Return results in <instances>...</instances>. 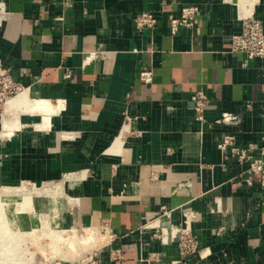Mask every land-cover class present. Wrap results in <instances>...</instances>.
Listing matches in <instances>:
<instances>
[{"label": "crops", "instance_id": "obj_1", "mask_svg": "<svg viewBox=\"0 0 264 264\" xmlns=\"http://www.w3.org/2000/svg\"><path fill=\"white\" fill-rule=\"evenodd\" d=\"M189 5L193 24L172 34L170 16ZM144 10L159 21L139 32ZM0 11V64L45 101L38 112L2 106L0 185L80 171L68 214L111 233L96 264H177L175 245L140 229L162 207L176 221L181 208L197 213L194 263L264 264L259 174L217 147L229 134L264 162V57L230 46L244 16L264 26V0H0ZM196 93L208 101L203 120Z\"/></svg>", "mask_w": 264, "mask_h": 264}, {"label": "built area", "instance_id": "obj_2", "mask_svg": "<svg viewBox=\"0 0 264 264\" xmlns=\"http://www.w3.org/2000/svg\"><path fill=\"white\" fill-rule=\"evenodd\" d=\"M199 12L196 5L181 8L180 17L170 16V30L172 34L177 33L182 26H191L195 16ZM159 17L150 10L139 12L134 17L135 28L141 32L145 29L154 30L158 24ZM232 52L244 54L247 58L264 57V26L260 19L253 14L244 16L241 21V31L234 34L230 39ZM68 77L69 74L67 73ZM153 72L150 67H144L139 72V80L145 84L151 83ZM16 82L8 67L0 64V108L10 98L15 97L21 88ZM194 110L196 118L203 120L204 110L208 101L203 94L194 95ZM236 115L223 113L221 122H233ZM223 156L229 154L235 157L240 164L246 165L245 172L248 174H259L258 182L264 187V162L254 156L256 145L248 144L239 147L234 144L232 135H224L217 145ZM173 208L162 207L156 216L146 220L140 227L141 230H150L152 237L163 245H175L178 258L177 264H196L192 260L199 251V242L193 230V224L198 220L197 213L189 208H181V219L176 221ZM109 237L111 233L109 232Z\"/></svg>", "mask_w": 264, "mask_h": 264}, {"label": "rangeland", "instance_id": "obj_3", "mask_svg": "<svg viewBox=\"0 0 264 264\" xmlns=\"http://www.w3.org/2000/svg\"><path fill=\"white\" fill-rule=\"evenodd\" d=\"M0 111H2V108ZM46 164L47 162H45V166ZM80 174V171H60L48 180L36 181L32 179L26 180L21 185L19 184L21 181L3 183L0 185V200L4 198L14 200L33 198V209L30 210L29 213H22V215L25 219L30 220V224L34 221L38 222L40 220L42 224L45 225V227L41 229L44 232H48V229L51 228L53 247L50 246V243H46L43 245L44 249L42 250L38 249L34 244H31L30 246L26 243L27 241H25V244H23L24 242L19 243V247H15V253L28 252L32 258V264H96L94 260L96 250L109 241L108 235L104 237L105 232L104 230H101V226L97 225V229L99 233L102 234V238L105 239L104 242L98 241L97 243H94L95 245L87 244L83 247L84 249H82L81 252L76 253L71 250L69 251L68 245L65 244V240L71 236L69 229L66 227L67 222L65 220L68 221L69 226L72 225L71 227H74L77 233L84 232V225L80 227V225L72 221L68 214L69 209L67 207V205L74 204L68 199V197L70 193L72 194V184H76L80 180ZM57 185H60V189L57 188L59 187ZM32 216H34V218ZM53 217L54 220L52 222L51 220ZM26 221L21 224L23 228L28 226V222ZM42 237L43 236H40V238ZM45 250L52 254L50 257L48 256V261L43 259L46 252ZM70 252H73V254H70ZM24 257L22 256V258Z\"/></svg>", "mask_w": 264, "mask_h": 264}, {"label": "bare ground", "instance_id": "obj_4", "mask_svg": "<svg viewBox=\"0 0 264 264\" xmlns=\"http://www.w3.org/2000/svg\"><path fill=\"white\" fill-rule=\"evenodd\" d=\"M22 89H23V86H21L15 98L12 97V99L10 98L11 100L8 99L9 101L7 100L8 102L7 101L5 102L6 112L15 111V110H20L21 112H28V111L33 110V111L38 112L40 108L45 106V101L43 100L42 101L41 100H36V101L30 100L26 91L21 92ZM2 106L1 108L3 109ZM126 129L127 128L123 129L122 132H124ZM122 136H124L123 133L121 134V138ZM73 157L75 156L70 155L67 158L70 161H72L75 159ZM42 167L46 169L47 164L46 166L45 164H43ZM33 171L34 170L29 171L28 174L39 175V172L35 171L34 173ZM80 177L82 180L85 178V176L83 177V175L81 174H80ZM57 186H59L57 188L60 189V185H57ZM74 199L75 198L73 196H70L69 200L74 203ZM32 203H33V198H27L24 200H16V199L14 200V199L4 198L0 200V240H1L0 241V264H32L31 262L32 258L30 254H28V252H23V253L16 252L18 253L16 254L14 251L15 247H19V243L24 242L23 244H25V241H27L26 243H28L30 246L31 244H34L38 249H42V250L44 249L43 245H45L46 243H50V246L53 247L52 245L53 239H52L51 230H50L51 228L48 229V232H44L41 229L45 227V225H43L39 219H38L39 220L38 222L34 221L32 222V224H30L29 223L30 220L25 219L24 216L22 215V213H27V212L29 213V211L33 209ZM6 209H9V210H6ZM32 217L34 218V216ZM53 220H54V217L52 218L51 221L53 222ZM24 221L28 222L27 224L28 226L26 228H23L21 225L22 223H24ZM65 221L67 222L66 227L69 229V232L71 233V236L65 240V244L68 245L69 251L71 250L74 253L81 252V250L84 249L83 247L87 244L95 245L94 243H97L98 241L99 242L105 241V239L102 238V234L99 233L96 223L95 224L90 223V224L84 225V232L77 233L74 227H71L72 225L69 226L68 221L67 220ZM101 228H102L101 229L102 231L105 229L104 226H102ZM106 235L107 234H104V237ZM40 236H43V237L40 238ZM45 251L46 252H45L43 259L48 261L49 257L52 254L51 252L47 250ZM73 252H70V254H73ZM22 256L23 257L25 256V257L22 258Z\"/></svg>", "mask_w": 264, "mask_h": 264}]
</instances>
